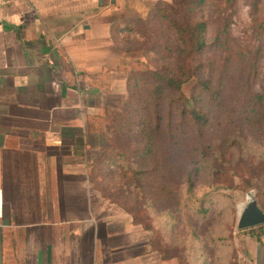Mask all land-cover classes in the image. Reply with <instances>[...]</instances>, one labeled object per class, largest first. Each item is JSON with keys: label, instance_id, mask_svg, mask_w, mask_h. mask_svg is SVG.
<instances>
[{"label": "crops", "instance_id": "0c3cea01", "mask_svg": "<svg viewBox=\"0 0 264 264\" xmlns=\"http://www.w3.org/2000/svg\"><path fill=\"white\" fill-rule=\"evenodd\" d=\"M155 1L0 0V264H179L89 175V120L126 87L112 25ZM247 247L264 264V241Z\"/></svg>", "mask_w": 264, "mask_h": 264}, {"label": "rangeland", "instance_id": "374dc122", "mask_svg": "<svg viewBox=\"0 0 264 264\" xmlns=\"http://www.w3.org/2000/svg\"><path fill=\"white\" fill-rule=\"evenodd\" d=\"M252 1L205 0L201 12L207 25L208 45L199 60L202 63L213 61L216 68L225 66V70L233 75L228 80L230 86L237 81L236 70L255 65L251 84L264 94V0H259L255 12L251 9ZM154 3L147 4L142 15L129 14L122 18V21L133 20L134 29L127 32L123 28L118 43L112 39L115 45L126 51L123 55L125 82L130 79L134 98L125 105L130 99L126 85L123 95H106L105 111L89 120L97 148L89 160L95 189L107 206L128 216L147 233L150 246L161 256L172 257L179 264H242L240 254L249 248L248 242L264 241V224L236 229L239 210L248 192H253L264 212V176L259 170L260 161L264 159V101L259 116L260 130L257 134H247L243 149L225 153L219 145L220 139L232 132L229 124V118L233 116L231 108L239 104L233 94L222 104H208L212 119L202 140L203 145L194 141L173 144L163 132L156 155L147 164L150 173L144 181L142 193L129 191L126 187L129 175L126 178L121 176L123 169L118 168L117 163L110 164L104 171L96 166L104 142L110 141L111 144L113 135L128 133L127 124L134 118L136 104L140 102L134 86L139 83L140 74L147 69L153 70L160 62L177 68L175 59L180 49L169 28L165 29L167 43L163 46L167 55L164 57L150 48L151 41L145 36V30H152L153 19L149 13L154 10ZM190 85L182 87L185 95H189ZM219 151L225 158V167L216 170L219 174L205 171L203 161L206 160L217 168L221 161L220 157L217 158ZM107 152L111 154L112 150ZM193 168L196 170L192 177L194 196L187 193L185 181L186 174ZM203 197L207 198L204 203ZM202 203L206 209L204 213L199 212Z\"/></svg>", "mask_w": 264, "mask_h": 264}, {"label": "trees", "instance_id": "16d2710c", "mask_svg": "<svg viewBox=\"0 0 264 264\" xmlns=\"http://www.w3.org/2000/svg\"><path fill=\"white\" fill-rule=\"evenodd\" d=\"M204 2L205 0H157L154 3V10L149 13L153 19L152 30L147 29L144 33L151 41L150 48L160 57L167 55L163 44L167 43L165 29L169 28L180 49L175 59L177 68L173 69L167 63L160 62L153 70L147 69L140 74L141 78H137L139 83L134 85L138 90L140 102L136 104L134 118L127 124L128 133L113 135L111 144L110 141L104 142V150L96 164L104 171L110 164L117 163V167L123 169L121 176L126 178L129 175L130 181L126 185L129 191L142 193L144 181L150 173L147 164L155 157L163 132L173 144H179L181 141L184 145L194 141L193 143L197 145H203L202 140L212 119L209 103L222 104L232 97V94L238 99L239 104L231 108L233 116L229 118L232 132L219 141L225 153L243 149L248 139L247 134H257L260 130L259 116L263 109L264 94L251 84L255 65L236 70L237 81H233L235 85L230 86L228 80H231L233 75L225 70V66L216 68L213 61L207 60L202 63L199 60L208 45L207 25L202 20L201 12ZM258 2L259 0L252 1L253 12L256 11ZM123 28L127 32L133 31V20L115 22L111 28L115 43L120 42L118 35ZM130 82L128 78L126 85L129 88L130 99L126 100L125 105L134 98ZM188 83L191 84L190 93L185 95L182 87ZM108 149L112 150L111 154H108ZM204 151L203 146V153ZM219 157L221 161L215 169L210 162L203 161L205 171L219 174L216 170L221 171L225 167V158L220 151L217 154V158ZM201 158L203 160V156ZM259 166L264 176V159L260 161ZM89 168V175L94 182L92 163ZM195 173L196 170L193 168L185 177L187 193L193 196L192 177L196 175ZM206 201L207 198L203 197V203ZM203 203L199 212L204 213L206 209Z\"/></svg>", "mask_w": 264, "mask_h": 264}, {"label": "water", "instance_id": "95a60500", "mask_svg": "<svg viewBox=\"0 0 264 264\" xmlns=\"http://www.w3.org/2000/svg\"><path fill=\"white\" fill-rule=\"evenodd\" d=\"M262 224H264V212L258 206L253 192L250 191L247 193L245 203L240 207L236 229L244 230Z\"/></svg>", "mask_w": 264, "mask_h": 264}]
</instances>
